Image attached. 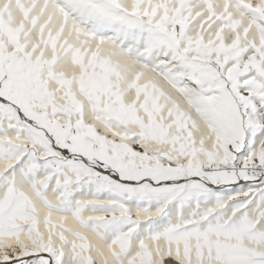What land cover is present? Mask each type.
I'll list each match as a JSON object with an SVG mask.
<instances>
[{
    "label": "snow or ice",
    "instance_id": "6c2138e0",
    "mask_svg": "<svg viewBox=\"0 0 264 264\" xmlns=\"http://www.w3.org/2000/svg\"><path fill=\"white\" fill-rule=\"evenodd\" d=\"M0 264H264V0H0Z\"/></svg>",
    "mask_w": 264,
    "mask_h": 264
}]
</instances>
